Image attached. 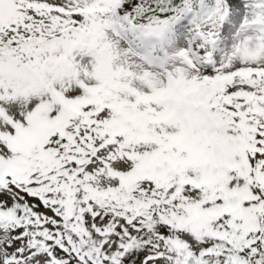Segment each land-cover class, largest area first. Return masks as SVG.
Wrapping results in <instances>:
<instances>
[{"label":"snow or ice","instance_id":"1","mask_svg":"<svg viewBox=\"0 0 264 264\" xmlns=\"http://www.w3.org/2000/svg\"><path fill=\"white\" fill-rule=\"evenodd\" d=\"M0 264H264V0H0Z\"/></svg>","mask_w":264,"mask_h":264}]
</instances>
